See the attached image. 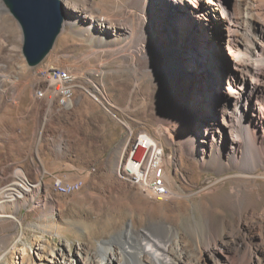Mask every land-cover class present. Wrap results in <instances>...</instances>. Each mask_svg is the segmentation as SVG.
<instances>
[{
  "label": "bare ground",
  "instance_id": "1",
  "mask_svg": "<svg viewBox=\"0 0 264 264\" xmlns=\"http://www.w3.org/2000/svg\"><path fill=\"white\" fill-rule=\"evenodd\" d=\"M64 1L68 4L64 6L62 25L52 47L37 63H26L32 68L42 64L62 31L81 23L83 29L79 33L90 43L86 57L93 63V69L71 70L69 66L64 70L67 78L54 79L50 69L60 67L45 63L40 67L46 74L37 72L32 82V90L46 82L44 87L39 86L41 95L37 97H47L49 105L58 98L65 108L79 106L86 98L92 107L112 114L117 104L107 94L108 73L113 79L111 85L120 88L126 103L124 108L129 109L133 98L141 96L143 108L160 115L159 135L175 146L176 154L166 155L161 150L155 166L140 167L146 176L142 177L131 157L132 149L143 135L137 136L128 125V134L120 144L114 166L117 189L136 187L143 196L156 202L178 199L181 193L172 189L178 172L183 175L195 169L213 172L215 177L201 180L203 190L215 192L217 178L228 180L229 186L223 194V209L216 217L206 218L202 230L192 235V241L185 240L196 254L193 264H264V0H231L228 6L222 0H109L111 4L99 15L93 14L88 0L80 1L79 6L74 0ZM4 9L10 11L6 1L0 0V19L5 17L1 13ZM168 17L179 19L184 32L196 25L197 38L203 45L207 43L209 27L222 28L216 48L197 47L196 52L191 49L184 55L185 59L190 58L191 68H201L207 73L205 77L194 76L190 70L181 68L173 53L158 43L156 30ZM14 52V47L6 48L5 59H12ZM110 58L117 61L113 73L106 68ZM6 67L7 63L0 61L1 99H18V78L6 74ZM6 79H11V84H5ZM74 79L83 87L77 86L76 97L72 99L69 85ZM147 136L161 145L160 140ZM125 166H129L131 174L125 173ZM156 175L163 180L166 193L156 194L150 187V177ZM11 176L15 180L9 182ZM11 176L3 174L6 184L0 187V221L9 220L17 227L19 238L7 245L6 250L18 254V264H30L32 256L27 247H17L23 235V223L5 210L4 205L15 204L26 196L34 201L36 198L30 193L39 190L42 181L31 182L20 168ZM79 187L80 184L71 191ZM40 226L43 233L60 232L52 225H46L48 229L44 223ZM149 228L152 232L144 230L141 239L135 238L129 222L126 229L102 240L95 250L79 243L73 252L65 248L47 251L41 244L34 254L40 260L48 252L47 260L52 264H124L125 260L129 264L191 263L181 253L172 251L171 244L184 241L172 225L152 224ZM81 233L86 235V229L81 228Z\"/></svg>",
  "mask_w": 264,
  "mask_h": 264
},
{
  "label": "rangeland",
  "instance_id": "2",
  "mask_svg": "<svg viewBox=\"0 0 264 264\" xmlns=\"http://www.w3.org/2000/svg\"><path fill=\"white\" fill-rule=\"evenodd\" d=\"M80 1L82 3V0H74V4L79 6ZM108 1L88 0V4L94 9L93 14L99 15L101 10L111 4ZM222 2L228 6L231 0ZM62 3L64 6L68 4L64 0ZM9 12L7 9L1 11L5 17L0 19V61L7 63L4 70L6 74L17 76L20 96L18 99L9 98L3 101L0 92V187L6 184L3 174L11 176L18 168L24 171L31 182L42 181L40 189L30 193L36 198L34 201L31 196H26L25 199H17L15 204L9 202L4 205L5 210L17 216L23 223V235L20 241L18 240L17 247H27L32 256L31 263L36 261L38 264H52L47 260L48 252L42 254L40 260L34 254L41 244L46 246L47 251L65 248L73 252L79 243L95 250L102 240L126 229L129 222L134 231L132 236L139 239L142 238V231L152 232L150 225L168 223L184 239L180 243L171 244L172 251L181 253L186 262L193 264L196 254L187 241H192V235L195 236L202 230L206 218L216 217L223 209V194L228 189V180L217 178L215 192H209L202 189L200 182L207 176L215 177L213 172L197 169L186 175L178 172L177 182L172 189L178 190L182 196L159 202L143 196L136 187L117 189L115 181L118 178L114 166L120 144L128 134V125L137 136L146 132L160 140L159 147L164 154H176L175 146L159 135L160 115L143 108L141 96L133 98L129 109L124 108L125 99L120 88L116 84L111 85L113 79L109 73L105 77L107 94L111 102L117 104L112 114H105L101 108L92 107L86 98L82 99L79 106L65 108L58 98L49 105L47 97H37L38 94L41 95L39 88L44 87L46 82L37 84L38 87L34 90L32 82L37 72L40 75L46 73L45 69L40 67L45 63H54L63 70L69 66L71 70L93 69V63L86 57L90 43L79 33L83 25L76 23L73 29L66 28L57 37L52 52L42 64L29 67L22 52L21 27ZM179 23V19L168 17L160 28H157L159 30H156V39L162 47L173 53L181 68L201 77L207 73L201 68H191L190 58L185 59L184 55L191 49L196 52L197 47L216 48L222 37V28L208 25V44L203 45L197 38L199 29L196 25L193 24L184 32ZM9 47H14L15 52L13 58L7 60L4 57L5 49ZM108 62L107 71L113 73L117 69V61L110 58ZM78 82L80 81L74 79L69 85L72 89V99L76 97L77 86H81ZM4 83L11 84V79H6ZM86 86H89V83H86ZM168 169L170 170V167ZM13 180L15 177L11 176L9 182ZM54 181H77L80 182V187L68 193H60L54 189ZM41 223L58 227L60 232L54 231L52 234L48 230L43 233ZM48 228L46 226V229ZM81 228L86 229V235L81 233ZM185 228L191 233H187ZM42 234L44 236H41ZM18 238L17 227L9 220L0 221V256L5 253L0 264H18V254L6 250L7 245ZM125 261L124 264H129Z\"/></svg>",
  "mask_w": 264,
  "mask_h": 264
},
{
  "label": "water",
  "instance_id": "3",
  "mask_svg": "<svg viewBox=\"0 0 264 264\" xmlns=\"http://www.w3.org/2000/svg\"><path fill=\"white\" fill-rule=\"evenodd\" d=\"M22 31V52L29 64L37 63L52 47L65 7L60 0H5Z\"/></svg>",
  "mask_w": 264,
  "mask_h": 264
},
{
  "label": "built area",
  "instance_id": "4",
  "mask_svg": "<svg viewBox=\"0 0 264 264\" xmlns=\"http://www.w3.org/2000/svg\"><path fill=\"white\" fill-rule=\"evenodd\" d=\"M50 75L54 79H59L61 77L67 78V73L61 68L50 69ZM46 74V73H45ZM44 74V75H45ZM64 88V85L61 89ZM146 132H143V137L138 140L136 147L133 150V157H131L132 163L137 166L136 172H139L142 177H146L144 172L141 171L140 167L143 168L155 166L161 153V148L156 144V142H152L150 138L147 136ZM163 151V150H162ZM142 164V165H141ZM125 173L131 174L129 170V166H125ZM80 182H71V183H61L59 181L53 182V187L57 192L60 193H68L71 192L72 188H77ZM150 187L154 189L156 194H162L167 192V188L163 182V180L159 177V175L150 177Z\"/></svg>",
  "mask_w": 264,
  "mask_h": 264
}]
</instances>
